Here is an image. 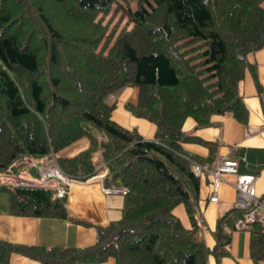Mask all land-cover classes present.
I'll use <instances>...</instances> for the list:
<instances>
[{
	"label": "trees",
	"instance_id": "trees-1",
	"mask_svg": "<svg viewBox=\"0 0 264 264\" xmlns=\"http://www.w3.org/2000/svg\"><path fill=\"white\" fill-rule=\"evenodd\" d=\"M126 1L0 0V172L23 173L26 156L58 152L86 135L88 147L56 157L61 170L86 180L106 163L112 182L127 188L122 215L95 224L94 243L46 247L0 238V264H13L12 252L40 264L110 256L115 264H211L210 254L221 264L228 229L244 227L252 259L263 260L264 225L243 226L248 209L237 205L219 215L216 243L206 244L191 160L213 162L215 146L206 142L210 154L200 158L180 144L201 140L183 131L188 116L202 126L213 113L247 120L241 84L247 53L264 45L262 0H135V8ZM125 86L138 87L137 102L125 106L156 124L153 137L112 118L107 96ZM2 192L13 214L72 218L68 196L53 187L0 184ZM180 203L190 227L173 212Z\"/></svg>",
	"mask_w": 264,
	"mask_h": 264
},
{
	"label": "crops",
	"instance_id": "crops-1",
	"mask_svg": "<svg viewBox=\"0 0 264 264\" xmlns=\"http://www.w3.org/2000/svg\"><path fill=\"white\" fill-rule=\"evenodd\" d=\"M264 7V0L261 2ZM250 66L246 67L241 84V94L248 108V118L240 121L231 113H213L208 125H199L194 117L188 116L182 126L183 131L190 136L199 138L181 141V146L191 155L206 158L210 154L212 142L215 146L213 158L226 155L237 158L238 170L242 173H255L256 194L264 204V45L246 55ZM256 70L259 85L252 71ZM138 87L125 86L116 93L109 94L107 101L114 103L112 118L125 127L136 128L144 137L151 138L156 131V124L147 118L136 116L126 108L127 102H137ZM71 142L55 153L56 156H73L90 145L89 137ZM61 153V154H60ZM50 156L28 157L27 163L37 160L40 165ZM100 150L93 152L92 158L98 161ZM208 162V161H206ZM106 163L99 166L97 173L86 180L75 181L80 187L70 185L67 209L72 218L52 216L17 215L9 208H0V238L23 243L61 247L86 246L95 242V224L107 225L122 215L125 195L121 192H105L103 185L110 181L109 186L121 187L112 182L113 176L108 172ZM30 179L38 178V170H27ZM235 174L225 175L218 189V200L212 201L210 195L211 176H200L199 215L202 219L201 235L206 244L212 248L216 243L215 230L221 213L236 205ZM112 182V183H111ZM173 212L178 215L186 227L191 226L185 205L178 204ZM77 219V220H76ZM85 220L89 223H84ZM231 240L226 244L228 253L221 257V264H261L255 262L250 254L251 231L248 228L228 229ZM211 264H216L213 254L209 255ZM10 261L13 264H40V260L28 255L12 252ZM72 264H115V257L110 256L103 261L78 259Z\"/></svg>",
	"mask_w": 264,
	"mask_h": 264
},
{
	"label": "built area",
	"instance_id": "built-area-1",
	"mask_svg": "<svg viewBox=\"0 0 264 264\" xmlns=\"http://www.w3.org/2000/svg\"><path fill=\"white\" fill-rule=\"evenodd\" d=\"M51 156L56 159L54 152L51 153ZM238 165L239 161L237 158L226 155L220 156L213 162L191 160V167L196 175L199 177L211 176L209 199L212 201L218 200L217 192L220 184L225 181V175L235 174L236 177L233 183L236 188L235 204L241 208L248 209L246 217L241 224L248 227L258 221L264 225V204L256 194V174L239 172ZM38 169V179L16 177L13 178L14 184L52 186L57 190L59 196H64L68 193L69 185L74 178L63 172L57 161L50 165L39 166ZM103 189L105 192L127 193L126 187L116 188L103 185Z\"/></svg>",
	"mask_w": 264,
	"mask_h": 264
},
{
	"label": "rangeland",
	"instance_id": "rangeland-1",
	"mask_svg": "<svg viewBox=\"0 0 264 264\" xmlns=\"http://www.w3.org/2000/svg\"><path fill=\"white\" fill-rule=\"evenodd\" d=\"M121 2L124 4V5H127L128 4V2L126 1V0H121ZM130 2V5L133 7V8H135L136 6H137V4H136V1L135 0H130L129 1ZM123 12L120 10L115 16H114V18H113V20H112V23H111V27L115 24V22L119 19V16L122 14ZM105 21H106V19H105ZM127 21V17L126 16H124L123 17V20L121 21V23H119V27L117 26V28H121L124 24H125V22ZM110 27V28H111ZM130 27V26H129ZM128 27V28H129ZM117 32H119V30H117ZM121 89H119V90H117L115 93H114V95H116V93H118L119 91H120ZM90 130L93 132V133H99V131L95 128V127H92L91 126V128H90ZM85 137H88V136H85ZM61 154V153H60ZM48 156H50L49 158H47V160H46V162H50V164H52V163H54V162H56L57 161V159H54L53 158V156H51V153H49V154H47ZM28 157H33V156H26V159L28 158ZM25 159V160H26ZM58 163V162H57ZM35 163L34 162H32L31 164L30 163H28V165H29V167H28V169L29 170H32V171H36V167H34L33 165H34ZM41 164V161L40 160H37V165H40ZM49 164V165H50ZM59 165V164H58ZM60 167V166H59ZM28 169H26L23 173H17V172H11V171H2V172H0V184H7V185H15L14 184V181H13V178H16V177H25V178H27L28 177V174H27V170ZM74 179H76V178H74ZM72 180L71 181V183H70V185H72V186H74V187H80L79 186V184L77 183V182H75V181H79L78 179H76V180ZM70 185H69V187H70ZM9 201H10V199H9V194L8 193H6V192H2V193H0V208H7V207H9L10 206V203H9ZM177 215V214H176ZM178 216V215H177ZM261 264H264V260L262 261V263Z\"/></svg>",
	"mask_w": 264,
	"mask_h": 264
}]
</instances>
